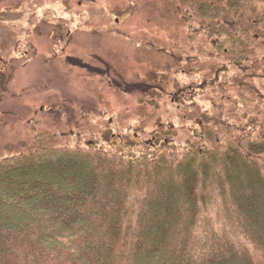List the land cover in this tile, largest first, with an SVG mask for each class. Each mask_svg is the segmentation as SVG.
Segmentation results:
<instances>
[{
    "label": "trees",
    "instance_id": "1",
    "mask_svg": "<svg viewBox=\"0 0 264 264\" xmlns=\"http://www.w3.org/2000/svg\"><path fill=\"white\" fill-rule=\"evenodd\" d=\"M179 10L187 44H165L160 70L113 71L176 121L108 148L72 113L0 155V264H264V0Z\"/></svg>",
    "mask_w": 264,
    "mask_h": 264
},
{
    "label": "rangeland",
    "instance_id": "2",
    "mask_svg": "<svg viewBox=\"0 0 264 264\" xmlns=\"http://www.w3.org/2000/svg\"><path fill=\"white\" fill-rule=\"evenodd\" d=\"M181 1L143 0L135 8L136 0H0V155L26 147L55 119L66 125L72 113L106 126L108 148L124 147L136 124L150 132L157 116L160 123L176 121L170 98L154 103V112L152 102L115 88L113 71L130 78L139 68L152 76L165 60V44H187ZM173 78L189 83L181 73Z\"/></svg>",
    "mask_w": 264,
    "mask_h": 264
}]
</instances>
